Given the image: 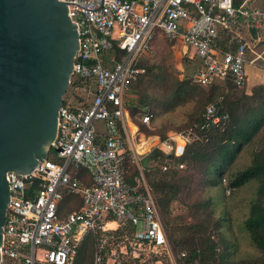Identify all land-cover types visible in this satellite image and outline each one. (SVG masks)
I'll return each instance as SVG.
<instances>
[{
    "label": "built area",
    "instance_id": "built-area-1",
    "mask_svg": "<svg viewBox=\"0 0 264 264\" xmlns=\"http://www.w3.org/2000/svg\"><path fill=\"white\" fill-rule=\"evenodd\" d=\"M62 1L73 2L68 6L80 47L69 97L59 112L54 148L61 161L48 157L30 173H7L11 196L1 264H74L88 235L96 239L94 264H186L184 252L175 250L165 232L144 157L128 145L129 90L143 72L140 58L153 51L159 35L199 59L194 83L231 78L244 87L247 65H264V8L252 0L239 5L234 0ZM222 28L237 42L234 50L218 47ZM112 48L121 56L113 54L105 64L101 55ZM74 78L79 81L72 86ZM75 99L80 102L73 105ZM140 118L149 124L151 114ZM175 134L161 144L181 154L191 136L177 133L182 144L174 148ZM132 164L139 169L134 183L126 178ZM67 194L78 195L80 204L63 214L60 203Z\"/></svg>",
    "mask_w": 264,
    "mask_h": 264
},
{
    "label": "trees",
    "instance_id": "trees-1",
    "mask_svg": "<svg viewBox=\"0 0 264 264\" xmlns=\"http://www.w3.org/2000/svg\"><path fill=\"white\" fill-rule=\"evenodd\" d=\"M242 1L234 0V3L239 5ZM231 37V32L222 28L218 47L224 51L234 50L237 42L231 41ZM161 38L174 43L159 35L153 50ZM152 53L140 58L138 64L143 72L129 90L127 106L132 120L144 113H150L153 120L156 109L168 111L195 101L187 121L181 126L172 131L170 123H166L156 129L162 141L175 131L189 133L191 140L184 152L176 154L175 149L168 150L161 145L143 158L145 175L169 241L176 251L184 252L186 264H264V81L253 85L250 93H246V85L238 88L231 78L207 86L198 85L192 81L200 66L197 57H182L185 67L180 77L174 75L165 59L156 61ZM113 54L121 56L117 48H112L101 55L103 62L110 64ZM188 62H194L192 70L188 69ZM78 81L74 78L72 86ZM173 83L176 90L170 94ZM79 102L75 99L73 105ZM210 106L214 107L213 112H208ZM98 141L103 142L104 137L99 135ZM173 144L175 148L174 141ZM245 154L249 161L241 165L239 159ZM49 157L61 161L55 148L51 149ZM127 168L126 178L134 183L139 169L135 164ZM79 173L89 182L86 170L80 169ZM224 179L231 192L248 183L256 185L254 198L239 225L253 250L239 257L236 256L238 247L226 234L225 225L232 221L217 214L215 206L213 190L219 188L223 192ZM176 203L183 206L182 210L176 208ZM79 204L78 195L67 194L60 203V211L64 214ZM95 241L92 235L84 238L74 264H94Z\"/></svg>",
    "mask_w": 264,
    "mask_h": 264
},
{
    "label": "water",
    "instance_id": "water-1",
    "mask_svg": "<svg viewBox=\"0 0 264 264\" xmlns=\"http://www.w3.org/2000/svg\"><path fill=\"white\" fill-rule=\"evenodd\" d=\"M68 3L0 0V264L7 173H30L49 157L70 89L80 35Z\"/></svg>",
    "mask_w": 264,
    "mask_h": 264
},
{
    "label": "rangeland",
    "instance_id": "rangeland-1",
    "mask_svg": "<svg viewBox=\"0 0 264 264\" xmlns=\"http://www.w3.org/2000/svg\"><path fill=\"white\" fill-rule=\"evenodd\" d=\"M251 3L254 6L264 8V0H252ZM189 53L190 52L186 50L184 45L178 43H167L164 39L161 38L159 40V43L154 47L151 57L154 58L156 61H161L162 59H165V64H168L173 68L174 75H181L180 77H182L183 74L181 73V70L185 67L182 61V57L188 56ZM187 65L188 69L192 70L194 62H188ZM262 66L264 67L263 64ZM246 68L248 70L249 65H247ZM173 90H176L175 83L172 84L169 93L171 94ZM194 105L195 101H189L182 105L179 104L175 107V109L168 111L156 109L154 112V119L151 120L149 124H143L139 118L140 115H137V118H134L133 120V123L135 125L130 123V131L128 133V145L137 155H140L141 157H146L154 148L162 145L160 137L161 135L156 133V129L158 127H163L164 125H166V123H170L169 130H172L174 127L181 126L185 121H187L188 114L193 109ZM134 127L137 128V131L135 132L133 131ZM175 133V145L182 144V140L177 136V133L179 132L175 131ZM144 143H146V145H144ZM162 146L165 149H168L165 145ZM239 161L241 165H243L245 162H248V155H242ZM227 183V179H224L223 185L221 186L224 191L221 192V190H219L218 188L217 190H213V194L215 195V206L217 205V214L226 216L232 221L231 224L228 223L227 225H225L228 229L226 234L238 247L239 252L236 256L239 257L241 253H250L253 250L250 244L243 237L244 234L239 229V225L243 221L244 214L246 212V208L249 202L252 198H254L253 195L256 185L248 183L236 192H231L230 189L226 188ZM175 206L179 210H182L183 208V206H179L178 203H176ZM236 240H238V242H236Z\"/></svg>",
    "mask_w": 264,
    "mask_h": 264
},
{
    "label": "crops",
    "instance_id": "crops-1",
    "mask_svg": "<svg viewBox=\"0 0 264 264\" xmlns=\"http://www.w3.org/2000/svg\"><path fill=\"white\" fill-rule=\"evenodd\" d=\"M254 36V35H253ZM256 38V37H254ZM190 58L193 57V51H190L189 55ZM249 69L247 70V82H246V93H250L253 85L258 84L260 82L264 81V67L261 65H255V64H248ZM129 128H130V123L135 125L133 123L132 117L130 115L129 117ZM133 131H137V128L134 127ZM146 145V143H144ZM141 148V146H140Z\"/></svg>",
    "mask_w": 264,
    "mask_h": 264
}]
</instances>
